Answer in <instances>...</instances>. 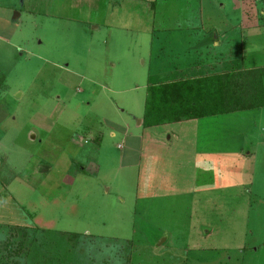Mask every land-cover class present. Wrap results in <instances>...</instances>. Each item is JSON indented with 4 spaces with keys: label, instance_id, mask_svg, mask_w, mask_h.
I'll return each mask as SVG.
<instances>
[{
    "label": "rangeland",
    "instance_id": "374dc122",
    "mask_svg": "<svg viewBox=\"0 0 264 264\" xmlns=\"http://www.w3.org/2000/svg\"><path fill=\"white\" fill-rule=\"evenodd\" d=\"M0 1V262L264 264V107L136 125L148 85L264 61V0Z\"/></svg>",
    "mask_w": 264,
    "mask_h": 264
},
{
    "label": "trees",
    "instance_id": "16d2710c",
    "mask_svg": "<svg viewBox=\"0 0 264 264\" xmlns=\"http://www.w3.org/2000/svg\"><path fill=\"white\" fill-rule=\"evenodd\" d=\"M146 91L144 128L259 109L264 107V67L234 66L227 71L157 82ZM21 242L25 243L24 237ZM22 252H12L8 246L6 254L14 257ZM5 261L0 264H17L15 258Z\"/></svg>",
    "mask_w": 264,
    "mask_h": 264
},
{
    "label": "crops",
    "instance_id": "0c3cea01",
    "mask_svg": "<svg viewBox=\"0 0 264 264\" xmlns=\"http://www.w3.org/2000/svg\"><path fill=\"white\" fill-rule=\"evenodd\" d=\"M3 5L4 4H2V2L0 1V22H3L4 24L12 23V25H15V23H14L15 22V18H17L20 15V11H19V13H17V12L14 13L13 19H9L8 9L5 8ZM254 19H256L255 15H254ZM259 19L264 21V12H261V15L259 16ZM243 20H245L244 14H243ZM95 28H96V26H92V27H90V30H94ZM256 29L258 30V27H256ZM12 36H13V34H10L8 36V39H7L5 35H0V41H2L4 43L11 44V40H12L11 38H12ZM213 36H214V40L216 41L215 33L213 34ZM261 36H264V35L261 34ZM257 39H259V38H257ZM257 39L255 38L253 40L255 41ZM217 57H219V56H218V53L216 52V54H213L212 57H210L207 60V62H209L210 64H216L217 65L219 62H221V60H219ZM239 57H242V55L239 56ZM223 58H224V56H223ZM237 63H239L240 66H242L243 68L264 67V61H262L261 59H259L257 57L255 59L254 58H252V59L249 58L245 62L243 60H240V58H237ZM227 70H229V69L227 68V69H223V70H220V71H217L216 70V71H213L211 73L222 72V71H227ZM136 119H138V118H136ZM139 120H140V123L139 124H136L138 126H140L141 125V122H142V119L139 118ZM164 134L168 135V138H169L168 141H169L170 140V135H171L170 131H166ZM38 227H43V226H40L39 225ZM16 228H22L23 229V227H21V226H17ZM17 233H18V230H17ZM17 259H18V257L15 258L16 261H18Z\"/></svg>",
    "mask_w": 264,
    "mask_h": 264
},
{
    "label": "water",
    "instance_id": "95a60500",
    "mask_svg": "<svg viewBox=\"0 0 264 264\" xmlns=\"http://www.w3.org/2000/svg\"><path fill=\"white\" fill-rule=\"evenodd\" d=\"M140 123V120L139 119H136V124H139ZM169 138H168V135H167V139L166 140H168ZM165 241V237H163V238H161L160 240H159V242L157 243V246L158 245H160L162 242H164Z\"/></svg>",
    "mask_w": 264,
    "mask_h": 264
}]
</instances>
